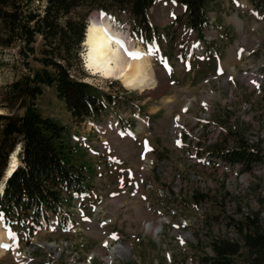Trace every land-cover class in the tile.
Instances as JSON below:
<instances>
[{"label": "rangeland", "instance_id": "1", "mask_svg": "<svg viewBox=\"0 0 264 264\" xmlns=\"http://www.w3.org/2000/svg\"><path fill=\"white\" fill-rule=\"evenodd\" d=\"M181 11L172 0L149 8L152 24L165 33L167 61L130 32L129 19L110 18L151 52L128 38L152 56L155 88L138 91L90 75L81 51L77 75L106 102L95 120L75 121L54 87H43L35 108L66 126L71 161L84 165L88 187L63 201L70 226L52 215L29 242L14 230L0 264H212L203 257L217 255L228 264L264 261V163L242 170L212 153L242 142L264 153V12L250 0L209 2L201 47L219 52L218 75L212 55L191 57L198 56L195 43L189 49L197 31L174 21ZM22 70L15 48L0 47V87ZM117 243L119 253L111 251Z\"/></svg>", "mask_w": 264, "mask_h": 264}, {"label": "trees", "instance_id": "2", "mask_svg": "<svg viewBox=\"0 0 264 264\" xmlns=\"http://www.w3.org/2000/svg\"><path fill=\"white\" fill-rule=\"evenodd\" d=\"M31 1L0 0V47H14L26 67L0 87V179L9 154L19 145L18 168L4 180L0 193V213L4 223L25 226L29 232L48 221L50 212L61 211L64 199L88 187L84 165L71 161L73 150L66 142V126L43 115L35 108V100L43 87L50 85L75 121L95 118L104 109L94 85L77 75L89 13L101 8L118 19L126 17L148 39L153 34L161 36L149 14L156 0H44L40 7L32 6ZM177 1L185 8L174 21L201 37L209 24L207 7L213 0ZM252 1L263 13L264 0ZM168 34L169 39L173 37L172 32ZM19 109L23 111L16 112ZM212 153L230 164H240L242 170L251 169L253 162L264 163V153L245 142ZM218 252L223 256V249ZM217 256H205L203 261L229 263Z\"/></svg>", "mask_w": 264, "mask_h": 264}, {"label": "bare ground", "instance_id": "3", "mask_svg": "<svg viewBox=\"0 0 264 264\" xmlns=\"http://www.w3.org/2000/svg\"><path fill=\"white\" fill-rule=\"evenodd\" d=\"M88 24L84 42L85 48L82 51L84 52V66L90 75L97 76L100 79H116L125 88L137 89L138 91H148L156 87L157 78L151 62V55L148 53L149 51L147 52L142 49L139 44L132 43L126 35L117 30L116 27H113L107 19L102 20L99 14L92 17ZM126 50L127 53H132L133 55L126 54ZM89 64H92L91 68H89ZM97 68L100 71H96ZM109 69L113 71V76L111 77L103 74L104 71ZM121 71H124L123 76L120 75ZM129 81H131V84H129ZM10 162L11 160L9 161V165ZM2 181L3 179L0 181V190L3 185ZM145 227L152 228L151 223L145 224ZM0 244H10L8 232L1 228V224ZM114 245L116 246L111 247V251L119 253L120 247H117L119 243ZM6 249L0 247V257L5 253Z\"/></svg>", "mask_w": 264, "mask_h": 264}, {"label": "snow or ice", "instance_id": "4", "mask_svg": "<svg viewBox=\"0 0 264 264\" xmlns=\"http://www.w3.org/2000/svg\"><path fill=\"white\" fill-rule=\"evenodd\" d=\"M105 15H106L105 13H100L101 18H102L103 16H105ZM113 19H114V18H113ZM241 51H243V50H241ZM126 54L133 55L132 53H127V50H126ZM91 67H92V64H89V68H91ZM96 71H100V69L97 68ZM125 71H126V69H125ZM103 74H104L105 76L111 77V76H113V71H112L111 69H109V70H107V71H104ZM217 74H218V75H221V74H222V70H221L219 67H218V69H217ZM120 75L123 76V75H124V71H121ZM228 79L231 80L232 77H228ZM141 83H143V81H141ZM173 83H174V82H173ZM253 83L255 84V81H253ZM129 84H131V81H129ZM257 87H259V85H257ZM186 110H187V109H184V111H186ZM176 119H179V117H177ZM176 143H177V145H180V141H179V140H177ZM17 151H19V148L17 149ZM10 160H11V162H10V165H9V171H8L6 177H5V180L10 179L11 176H12V175L14 174V172L16 171V169L18 168V162H17V160H16V154H15V153L12 154V157L10 158ZM0 218H3V214H2V213H0ZM85 219H87V218L85 217ZM8 235H9V237H10L11 239L15 240V238H16V233L9 231V232H8ZM0 247L8 248L9 246L6 245V244H0Z\"/></svg>", "mask_w": 264, "mask_h": 264}, {"label": "water", "instance_id": "5", "mask_svg": "<svg viewBox=\"0 0 264 264\" xmlns=\"http://www.w3.org/2000/svg\"><path fill=\"white\" fill-rule=\"evenodd\" d=\"M85 37H86V28H85V30H84V32H83V38H82V40H81V46H83V47H85V44H84V42H85ZM80 55L82 56V52H80ZM11 155L12 154H10V157H11ZM10 159V158H9ZM10 161V160H9ZM9 161L7 162V167H8V165H9ZM7 167L5 168V170H4V176H6L7 175Z\"/></svg>", "mask_w": 264, "mask_h": 264}]
</instances>
